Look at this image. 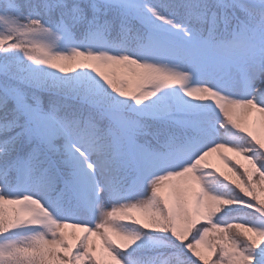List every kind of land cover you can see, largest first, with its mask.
<instances>
[{"label":"snow or ice","instance_id":"obj_1","mask_svg":"<svg viewBox=\"0 0 264 264\" xmlns=\"http://www.w3.org/2000/svg\"><path fill=\"white\" fill-rule=\"evenodd\" d=\"M0 264H264V0H0Z\"/></svg>","mask_w":264,"mask_h":264},{"label":"rangeland","instance_id":"obj_2","mask_svg":"<svg viewBox=\"0 0 264 264\" xmlns=\"http://www.w3.org/2000/svg\"><path fill=\"white\" fill-rule=\"evenodd\" d=\"M214 163L220 164V162H219V161H217V160H214ZM220 167H221V168H223V165H222V164H220ZM98 242H99V241H98Z\"/></svg>","mask_w":264,"mask_h":264}]
</instances>
